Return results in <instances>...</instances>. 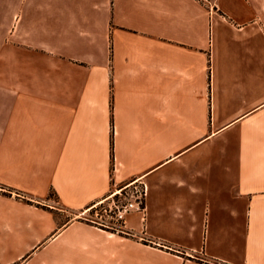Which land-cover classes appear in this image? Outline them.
Returning a JSON list of instances; mask_svg holds the SVG:
<instances>
[{"label": "crops", "instance_id": "1", "mask_svg": "<svg viewBox=\"0 0 264 264\" xmlns=\"http://www.w3.org/2000/svg\"><path fill=\"white\" fill-rule=\"evenodd\" d=\"M217 6L0 0V264H264V0Z\"/></svg>", "mask_w": 264, "mask_h": 264}, {"label": "built area", "instance_id": "2", "mask_svg": "<svg viewBox=\"0 0 264 264\" xmlns=\"http://www.w3.org/2000/svg\"><path fill=\"white\" fill-rule=\"evenodd\" d=\"M196 1L207 8L211 13H215L218 11L217 0ZM133 188L134 190L125 198L126 202L120 201L117 202L114 207L103 208L100 211H96L94 214H91L90 220L100 226L115 229L117 228L118 230L124 231L126 216L133 211H143V207L145 204V196L147 193L146 186H135ZM14 264L28 263L26 260H21Z\"/></svg>", "mask_w": 264, "mask_h": 264}, {"label": "rangeland", "instance_id": "3", "mask_svg": "<svg viewBox=\"0 0 264 264\" xmlns=\"http://www.w3.org/2000/svg\"><path fill=\"white\" fill-rule=\"evenodd\" d=\"M134 190V188H131L130 190H128L127 192L122 193L121 195H118L116 197H114L113 199H111L110 201L103 203L102 205H99L96 209H94L92 211L91 214H94L96 211H100L103 208H111L114 207L115 204H117V202H126V197ZM175 252H172V254L169 253H162L163 256V260H168L167 258H174L175 255H179L182 256V253H186V250L184 249H175ZM168 252H170L168 250ZM185 257V256H183ZM166 258V259H164ZM206 259L204 257H202L201 255H194V256H188L186 257V259L184 260L183 264H218L215 263L213 261H211L210 263L205 261Z\"/></svg>", "mask_w": 264, "mask_h": 264}]
</instances>
